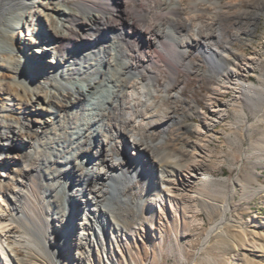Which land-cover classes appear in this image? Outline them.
<instances>
[{
  "label": "bare ground",
  "instance_id": "1",
  "mask_svg": "<svg viewBox=\"0 0 264 264\" xmlns=\"http://www.w3.org/2000/svg\"><path fill=\"white\" fill-rule=\"evenodd\" d=\"M27 1L32 2L26 7ZM105 1L90 8L81 5L82 14L64 8L67 0H0V264H49L47 255L64 264V256L74 261L73 248L85 249L91 257V252L101 247L104 264H120L111 257L108 246L110 234L124 231L114 215L123 217L127 204L132 203L128 187L150 176H155L157 186L165 185L176 176L160 165L162 160L146 133L127 131L125 125L136 122L144 132L158 127V139L162 137L158 146L164 147L167 131L183 123V118L163 107L150 110L158 105L153 97L160 92L155 69L160 66L171 71L173 77L164 84L168 88L181 72L191 71V49L203 58L197 67L206 62L209 72L219 74L221 81L229 84L228 89H235L244 106L251 109L256 121L241 120L242 132L249 137L259 133L249 146L252 153L245 155L255 160V169L230 180L232 187L218 206L221 216L208 230L202 250L216 237L234 243L239 251L245 244H237L229 231L232 228L244 237L246 246L249 235L255 239L249 251L252 259L241 254L238 264H255L257 258L264 264V243L258 241L264 239V230L246 225L234 215L240 202L264 195L257 171L264 163V83L249 81L254 59L246 61L232 46L236 36L227 41V32L218 24L222 17L226 22L232 17L212 14L205 25L198 24L191 34H182L191 22H204L206 10L218 11L226 5L238 6V20L259 22L264 16V0H229L225 4L188 0L191 11L186 17L181 12L186 0ZM54 3L58 4L55 9ZM204 3L209 7H200ZM137 10L143 13L140 19ZM126 14L129 22L121 18ZM160 14L170 21L163 22ZM176 22L187 23L182 27ZM165 23L166 30L162 28ZM11 36L18 40L16 48L10 46ZM35 58L47 59L41 63ZM9 66L15 71L5 72ZM176 97L182 99L181 95ZM214 100L209 98L211 107ZM192 103L195 110L191 113L207 120L197 102ZM235 104L238 100L228 102L227 107ZM147 107L148 111L139 114ZM226 114L227 109L211 110L214 122ZM235 128L238 130V125ZM118 138H122L119 144ZM130 147L136 157L126 156ZM114 150L120 151L121 158H114ZM25 159L30 165H25ZM21 166L26 172L33 168L29 175L39 188V197L23 180ZM52 167L54 170L48 172ZM200 169L199 164L189 168L180 177V186L193 184ZM174 193L168 188L157 206L161 208ZM57 202H62L64 210H48L47 221L63 232L61 242L44 236L47 229L36 211L48 206L58 210ZM48 227L49 234L55 233L51 225ZM34 256L41 257V262Z\"/></svg>",
  "mask_w": 264,
  "mask_h": 264
},
{
  "label": "rangeland",
  "instance_id": "2",
  "mask_svg": "<svg viewBox=\"0 0 264 264\" xmlns=\"http://www.w3.org/2000/svg\"><path fill=\"white\" fill-rule=\"evenodd\" d=\"M219 1L221 4H225L229 0ZM30 2L32 1L26 2V7ZM104 2L107 3L105 0H67L64 8L70 12L83 14V11L80 10L81 5L90 8V6L95 4H106ZM58 4L63 5L60 2ZM58 4H52V8L55 9ZM244 4L246 7L249 5L248 2ZM31 6L37 7L36 4ZM200 7L208 8L209 5L204 3ZM190 8L191 4L186 0L184 5L181 6L182 17L190 14ZM140 10L135 13L137 16L139 13V19L141 14H143L142 11L139 12ZM238 13V6L232 7L228 5L218 11L213 10V8L206 10L202 14V21L204 22H191V27H188L190 31L186 27V29H183L182 34L184 33L185 35L187 33L189 35L193 32L191 30L198 24L205 25L207 23L205 21L212 14H218L221 17L223 15L232 17L227 22L222 17L218 24L227 32V41L232 40L236 36L232 46L243 54L246 61L251 62V59H254L251 69L253 72H249V81L260 85L264 83V16L259 22H243L238 20ZM129 16L126 14L121 16V18L129 22ZM162 16V14L158 15L160 18H164L163 22L170 21L168 16L169 19ZM176 23L182 26L187 22ZM62 25L64 26L65 24ZM166 27L165 23L162 28L166 30ZM28 33L26 32V34ZM10 39V46L16 48L17 38L11 36L9 37ZM23 39L25 40V37ZM248 41L249 45L247 44ZM220 46L225 47V43H220ZM35 48H37V45L31 47V52ZM17 53L20 54L18 51ZM35 55L36 57L41 56L40 54ZM189 55L188 61L193 62L191 71L187 73L181 72L175 82L168 88H165L164 84L165 81L173 77L171 71L160 66L155 69L158 72V77L155 80L160 92L153 97V100L158 105L150 110L156 112V110L158 111V109L163 107L164 110L171 111L173 115L183 118V123L174 124L167 131L163 138L164 142H166L163 145L164 147L158 146L162 138L159 136L160 138L158 139V127H153L148 132H144L138 129V123L136 122L135 124L125 125L127 131H134L137 134L146 133V137L153 142L152 145L155 152L162 160L160 165L175 173L176 176L170 183L165 185L157 186L154 183L155 176H150L148 180H136L128 187L127 195L132 198V203L127 204L123 217L118 214L114 215L115 221L123 226L124 231L122 233L116 232V236L110 234L111 241L108 246L111 257L117 259L120 264H238V259L242 257L241 254H246L248 259H252L249 251L251 252V244L255 241L253 235H249L250 243L246 246L244 237L232 228H229V231L231 236H235L238 240L237 244H245L239 251L234 243L224 239L219 240L216 237L212 239L209 245L205 246V250H202L208 230L221 216V210L218 206L223 203L222 196L232 187L230 180L238 176L241 177L243 174L255 169L253 166L255 160H248L245 155L252 153L249 150V146L259 138V133L255 132L249 137L245 132H242L241 120L256 121L251 109L244 106L235 89H228L229 84L225 80L221 81L219 74L209 72V66L206 62L202 63V68L197 67L200 64V59H203L201 54H194L193 49H191L189 50ZM43 59L46 60L47 58H41V60L35 58L36 61L41 63ZM14 71L15 68L9 66L5 72L11 73ZM43 73L45 72L42 71L41 74ZM176 95H181L182 99L179 100ZM212 97L216 100H214L211 107L208 101ZM237 100L238 104L227 107L228 102L232 103V101ZM193 101H196L203 112L206 113L208 116L207 120H203L202 117L191 113V111L195 110ZM146 109L148 107L144 108L139 114L148 111ZM213 109H227L225 118L219 122H214L211 116V110ZM137 120L140 119L138 118ZM236 125H238V130L235 128ZM261 127H264V123ZM121 139H116L118 144ZM2 141L4 142L3 139L1 143H3ZM24 144L28 145L29 143L25 142ZM132 149L131 147L128 149L129 153L126 156L136 157V151ZM112 152L114 158L121 155L119 150ZM196 164L201 166L199 176L193 184L182 188L180 186V177L187 174L188 169ZM25 165H30L26 162V159ZM21 168L22 166L19 168V172L22 171L23 180L30 183V189L39 197V188L36 187L35 181L32 183L33 177L29 175L33 168H28V172L24 169V171L21 170ZM52 170H54L53 167L48 168V172H52ZM257 171L259 180L264 184V163L257 167ZM223 179H227V181L221 182ZM214 183H219L223 187L219 188ZM165 186L168 188L172 187L175 193L173 197H168V200L162 203L160 208L156 203L159 202L160 196L167 191L168 188H165ZM30 189L27 188V190ZM238 192L241 193L240 190ZM236 199L239 201L240 197L237 196ZM142 202L143 207L141 209L140 203ZM56 204L59 205L57 207L58 210L55 207L48 206V209L37 207L36 211L44 221L45 230L47 229L43 233L44 236L61 242L63 232L54 229L53 223L47 221L48 210L52 212L64 210L62 202H57ZM22 208L24 210L29 209L26 206ZM19 210L21 211V209ZM19 210L18 212H20ZM67 214L69 213L67 212ZM234 215L242 223L252 226L257 225L260 230H264V195L240 202ZM37 222L40 224L38 218ZM50 225L55 230V233L49 234L48 226ZM258 241L259 244L264 243L263 238ZM38 243L43 246L42 242ZM73 249L74 261L70 257L64 256L62 259L64 264H104L103 247L99 251L96 249L92 251L91 257H87L90 253L85 249L80 251L77 248ZM78 253L79 256L77 258L76 255ZM257 253L259 254V252ZM35 257L37 258L38 256L32 258L35 259ZM81 257L84 258L81 259ZM40 258L38 257L36 260L41 262ZM46 261L50 262L49 264H61L59 260L53 261L48 255L46 256ZM255 264H262L259 258L255 260Z\"/></svg>",
  "mask_w": 264,
  "mask_h": 264
}]
</instances>
